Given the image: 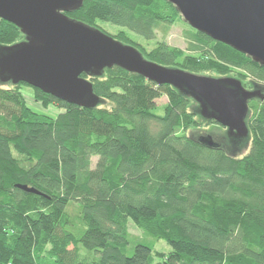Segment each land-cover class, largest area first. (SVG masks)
<instances>
[{"label":"trees","instance_id":"16d2710c","mask_svg":"<svg viewBox=\"0 0 264 264\" xmlns=\"http://www.w3.org/2000/svg\"><path fill=\"white\" fill-rule=\"evenodd\" d=\"M68 16L126 28L113 36L166 67L233 72L244 87L264 89L260 63L190 25L187 50L166 42L182 19L166 0H84ZM128 31L149 41L161 31L164 40L145 50ZM24 39L0 19V45ZM105 70L90 78L94 108L0 82V264H264V101H249L250 144L235 156L187 135L201 117L194 99L118 66ZM24 88L60 112L37 113ZM159 240L170 253L155 251Z\"/></svg>","mask_w":264,"mask_h":264},{"label":"water","instance_id":"95a60500","mask_svg":"<svg viewBox=\"0 0 264 264\" xmlns=\"http://www.w3.org/2000/svg\"><path fill=\"white\" fill-rule=\"evenodd\" d=\"M84 0H0V19L22 30L25 39L0 45V82L25 83L69 104L94 108L100 97L93 77L118 66L157 85H170L194 99L202 118L216 121L236 139L249 136V101H264V89L250 90L231 76L199 75L145 58L139 47L68 16ZM184 21L218 42L245 53L264 67V0H166ZM85 74L87 77H84ZM199 141L219 146L210 135ZM42 194L35 187L18 185Z\"/></svg>","mask_w":264,"mask_h":264},{"label":"rangeland","instance_id":"374dc122","mask_svg":"<svg viewBox=\"0 0 264 264\" xmlns=\"http://www.w3.org/2000/svg\"><path fill=\"white\" fill-rule=\"evenodd\" d=\"M98 25L99 27L103 28L107 33H109L111 36L119 33L121 30L123 31V29H126L124 27L117 26L113 23L111 24L109 22L102 21V20L98 22ZM189 28H190L189 24H187L182 17L181 20H178L177 23L174 26H172L171 30L167 34L165 41L168 42L172 46L180 47L184 50H187L188 45L185 39V32L188 31ZM128 32H129L128 35L129 37H131L132 41L140 44V46L144 47L145 50L154 49L156 47L157 41L164 40L163 39L164 36L162 35L161 31L158 32L157 34L158 38L153 41H149L143 36H140L139 34L135 32L134 33L131 31H128ZM194 70H196L198 74H203L206 76H211V77L212 76L214 77L224 76V75L222 76L223 73L219 74L216 71H214V69L212 68L210 69L206 66H202L201 68H197ZM232 74L233 72L232 73L229 72L225 76H233ZM23 93L24 95H26L28 106H31L33 110L36 111L37 113L42 112L50 116L51 115L55 116L60 112L58 107L53 104L49 105L48 107H45L41 103L35 101L33 98V91L31 88H24ZM167 102H168L167 97L164 95L159 98L157 103L158 105L163 106ZM196 104L197 102L192 105L191 110L194 108L198 110L197 112L199 113L200 109H199V106H195ZM196 120L198 121V123L193 124L189 129L186 130L188 136L198 138L204 135H210L214 139V141H217L218 143L222 142L223 145H225V148H227V150L232 152L235 156L237 155L243 156L247 153L248 151L247 149H248V146L251 140L248 136L247 138H243L241 139L240 142H236L237 144H235L232 140H229L227 137H225L226 134L228 135V130H226V128H224L223 126L215 122L214 123L206 122L204 119L202 120L200 116H197ZM130 226H131L130 227L131 233H133L135 237L142 239L143 233L135 226L133 220L130 222ZM154 249L155 251L168 254L171 252L172 248L166 240H159V241H156V243L154 244Z\"/></svg>","mask_w":264,"mask_h":264}]
</instances>
